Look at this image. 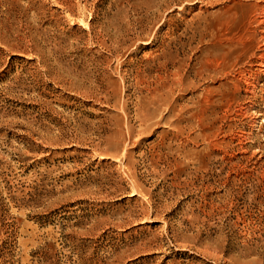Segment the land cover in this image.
Here are the masks:
<instances>
[{
  "label": "rangeland",
  "instance_id": "374dc122",
  "mask_svg": "<svg viewBox=\"0 0 264 264\" xmlns=\"http://www.w3.org/2000/svg\"><path fill=\"white\" fill-rule=\"evenodd\" d=\"M261 1L0 0V264H264Z\"/></svg>",
  "mask_w": 264,
  "mask_h": 264
},
{
  "label": "bare ground",
  "instance_id": "6f19581e",
  "mask_svg": "<svg viewBox=\"0 0 264 264\" xmlns=\"http://www.w3.org/2000/svg\"><path fill=\"white\" fill-rule=\"evenodd\" d=\"M259 1V0H258ZM262 2V1H261ZM260 3V2H259ZM259 3H258V5H257V3H256V7H258L257 9H259V11L258 12H256L254 15L253 14H251V16L253 17L251 20L253 21V22H257L260 26H261V28H260V30H261V32H260V36H258V37H260V40H262L263 41V43L262 44H260L259 45V43H258V49L259 50H261V49H263L264 48V4H263V2H262V4L263 5H261V6H259ZM255 5V4H254ZM250 17V16H249ZM251 22V21H250ZM247 23H249V22H247ZM248 25V24H247ZM250 25V24H249ZM253 27V26H252ZM251 28V27H250ZM255 28V27H254ZM252 31V30H251ZM254 31V30H253ZM258 31V30H257ZM250 33V32H249ZM248 33V34H249ZM248 34H247V38L249 39V41L252 43V41L253 40H256L255 39V37H256V33L255 32H252V33H250L249 34V36H248ZM246 40V39H245ZM259 41V40H258ZM247 42V41H246ZM254 42H256V41H254ZM256 45V44H255ZM250 46H253V44L252 45H250ZM250 46H248V48L247 49H249V47ZM253 49V48H252ZM258 52V51H257ZM252 53V52H251ZM259 55H260V53H259ZM252 58V57H251ZM259 58V65L261 66V68L259 67V69H262V67H264V52L258 57ZM257 58V59H258ZM256 60V59H255ZM257 63V62H256ZM238 72H240V71H238ZM257 72V71H256ZM261 72H263L264 73V71H258L257 72V75L252 79V80H250V81H248V79L246 80L245 78H243V79H245L246 81V84L245 85H247V89L249 90V91H254L255 90V87H256V82L257 81H259V80H257L258 79V76H259V74L258 73H261ZM241 74H243V73H241ZM253 74H254V72H253ZM245 76H247V75H245ZM251 76H253V75H251ZM242 77H244V76H242ZM250 77V76H249ZM247 78V77H246ZM238 79V78H237ZM251 79V78H250ZM260 79V78H259ZM243 81V80H242ZM247 90V91H248ZM244 106V105H243ZM250 108V107H249ZM247 109V108H246ZM244 110V109H243ZM133 189V188H132ZM150 211V210H149Z\"/></svg>",
  "mask_w": 264,
  "mask_h": 264
}]
</instances>
